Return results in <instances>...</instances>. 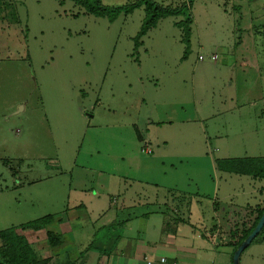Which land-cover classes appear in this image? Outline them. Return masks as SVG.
<instances>
[{
    "label": "rangeland",
    "instance_id": "obj_1",
    "mask_svg": "<svg viewBox=\"0 0 264 264\" xmlns=\"http://www.w3.org/2000/svg\"><path fill=\"white\" fill-rule=\"evenodd\" d=\"M191 14L188 50L183 16L137 48L145 7L110 23L72 0H0V232L73 201V174H122L121 187L170 179L210 208L254 203L225 197L252 188L217 161L264 154V0H194ZM150 113L162 123L142 139L136 119Z\"/></svg>",
    "mask_w": 264,
    "mask_h": 264
},
{
    "label": "crops",
    "instance_id": "obj_2",
    "mask_svg": "<svg viewBox=\"0 0 264 264\" xmlns=\"http://www.w3.org/2000/svg\"><path fill=\"white\" fill-rule=\"evenodd\" d=\"M161 123L150 113L137 117L135 129L142 139L140 130L146 129L149 138L148 127ZM246 155L226 159L264 157L261 153ZM226 173L229 181L246 177L252 189L235 190L225 197H255L253 204L232 200L227 205L253 209L264 206V179ZM123 176L111 175L109 180L102 176L92 181L91 175H72L70 187L75 183L76 189L73 201L68 197L59 206L55 205L57 199L49 201L57 221L40 230L18 231L36 253L37 264H233L236 251L228 245L229 236L220 246L206 237L215 212L225 213L226 206L215 200L210 208L198 193L175 189V184L173 190L167 184L170 179H163L165 183L161 184L142 180L141 185L136 182L121 187L117 182ZM219 206L224 208L220 210ZM49 231L58 237L57 246L50 244ZM241 264H264V235L244 251Z\"/></svg>",
    "mask_w": 264,
    "mask_h": 264
},
{
    "label": "trees",
    "instance_id": "obj_3",
    "mask_svg": "<svg viewBox=\"0 0 264 264\" xmlns=\"http://www.w3.org/2000/svg\"><path fill=\"white\" fill-rule=\"evenodd\" d=\"M75 4L85 9L89 15L99 18H107L110 23L115 22L121 15H131L139 8L145 7L146 16L140 32L135 38V45L138 48L140 40L148 32L155 28L160 20L170 16H183L184 21L176 25L183 31V42L189 49L191 44V35L193 24L191 10L194 0H186L180 5H163L154 0H137L124 6L110 7L106 6L102 0H72ZM185 52L184 59L187 57ZM218 166L222 171L240 175H248L254 178L264 179V157L262 158H243V159H223L219 160ZM226 233L229 236L228 245L233 246L235 251L253 232L259 223L263 213L264 206L260 209H253L249 206L240 207L229 205L225 208ZM53 215L42 219L28 222L16 228H11L0 232V264H37V255L31 248L27 239L19 234L18 231L28 229L40 230L49 227L56 222ZM264 235V228L259 237ZM49 241L52 246H57L58 237L52 231L48 232Z\"/></svg>",
    "mask_w": 264,
    "mask_h": 264
},
{
    "label": "built area",
    "instance_id": "obj_4",
    "mask_svg": "<svg viewBox=\"0 0 264 264\" xmlns=\"http://www.w3.org/2000/svg\"><path fill=\"white\" fill-rule=\"evenodd\" d=\"M200 60H203L204 58L202 56L199 57ZM211 60L212 61H216L217 60V56H211ZM144 153L146 154H152L153 153V148L151 143H149L148 141L145 142V147L143 149ZM215 216H214V223L212 225V230L211 232L207 231L206 237L208 239V241L211 244H214L216 246H220L223 243H227L228 240V235L226 233V227H225V222L222 221L219 218V213L215 212ZM165 259H162V262H164ZM149 264H151V262H149Z\"/></svg>",
    "mask_w": 264,
    "mask_h": 264
},
{
    "label": "water",
    "instance_id": "obj_5",
    "mask_svg": "<svg viewBox=\"0 0 264 264\" xmlns=\"http://www.w3.org/2000/svg\"><path fill=\"white\" fill-rule=\"evenodd\" d=\"M264 228V213L257 224L253 232L247 237V239L240 245L233 256V264H241V256L244 251L252 245L253 241L259 236Z\"/></svg>",
    "mask_w": 264,
    "mask_h": 264
}]
</instances>
